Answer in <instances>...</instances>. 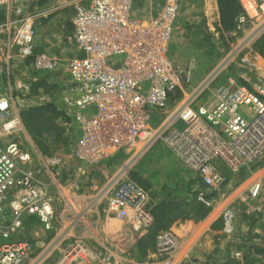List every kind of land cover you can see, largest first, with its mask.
Returning a JSON list of instances; mask_svg holds the SVG:
<instances>
[{
    "label": "built area",
    "instance_id": "obj_1",
    "mask_svg": "<svg viewBox=\"0 0 264 264\" xmlns=\"http://www.w3.org/2000/svg\"><path fill=\"white\" fill-rule=\"evenodd\" d=\"M74 1L69 41L82 55L65 59L67 83L53 95L67 118L69 139L44 154L26 132L20 110L53 96H30L28 78L15 77L7 92L1 83L14 64L23 66L28 58L30 76L61 66L57 56L33 52L34 21L47 12L20 0H0L5 11L0 19V264H129L127 251L108 245L97 230L107 217L127 220L135 229L147 227L153 219L148 190L122 168L86 191L76 177L121 151L138 159L155 144L170 150L211 192L196 193L210 208L229 183L215 159L232 172L244 169L235 198L246 213L264 218V78L253 76L245 85L207 81L185 94L183 70L168 45L179 0ZM238 2L234 34L264 12V0ZM263 29L264 18L249 36ZM241 61L253 65L246 56ZM177 89L182 95L175 97ZM31 218L55 236L39 246L24 237ZM220 218V250L239 260L243 254L232 245L235 208L224 205ZM178 245L173 230H161L153 255L161 264H194L184 256L175 261Z\"/></svg>",
    "mask_w": 264,
    "mask_h": 264
},
{
    "label": "crops",
    "instance_id": "obj_2",
    "mask_svg": "<svg viewBox=\"0 0 264 264\" xmlns=\"http://www.w3.org/2000/svg\"><path fill=\"white\" fill-rule=\"evenodd\" d=\"M22 2L28 3L30 8L37 7L39 3H42L44 0H20ZM47 0H45L46 2ZM183 13L179 16V20L177 19L176 25L178 28V32L180 29L186 30L187 34L193 31V28L198 26L200 23L203 25H207V29L214 30L221 37H225L229 35L231 32H224L222 28H220V18H219V9L216 0H181L180 9ZM5 17V11L3 6L0 5V19ZM264 17V16H263ZM198 22H195L196 19ZM204 19V20H203ZM175 21V20H174ZM179 23V24H178ZM259 23V22H257ZM256 24H253L251 29L254 28ZM72 26V24H71ZM251 29L249 28L245 31L246 35L250 33ZM244 37V36H243ZM70 43V44H69ZM68 43V49L65 51L62 49L61 43H57L55 45V55L59 58V60H63L61 62V66L58 67L54 71L45 72L44 74H32L31 76L27 74V69L31 63V58H28L24 61L23 66H19L14 64L13 73L4 74L1 87L2 90L7 92L9 89H14L15 77H21L22 79H27L29 84L37 79H45L48 83L54 85V88L50 92H44L41 88L37 90L35 94H30V96L37 95L39 93L54 95L55 92L59 91L66 83H67V74L63 70V64L65 59L72 55H82V53L77 50V48L71 43ZM33 52L34 54H51V50L49 51V47L43 44H34ZM53 49V50H54ZM260 60L264 62V58L260 55ZM257 59V62H261ZM21 67V68H20ZM258 71V70H257ZM33 77V78H32ZM253 77V76H252ZM264 78V77H263ZM27 81V82H28ZM30 86V85H29ZM30 91V87H29ZM30 93V92H29ZM56 100H58V95L53 96L51 102L54 106L56 104ZM46 103V102H45ZM23 105V103H21ZM40 105V104H39ZM37 106V105H34ZM32 107V106H31ZM28 107H22V109ZM57 108V107H56ZM21 109V110H22ZM58 109V108H57ZM59 110V109H58ZM64 126V122H62ZM65 128V127H64ZM65 134L68 135L66 129ZM160 145L161 144H155ZM151 149V148H150ZM148 152V151H147ZM146 152V153H147ZM111 158H107L101 161L99 164L95 166H90L87 169V174L85 176H77V181L82 182V186L84 190H88L89 185H96L101 182L103 179L100 177L98 169L109 164V160ZM189 170V169H188ZM192 172V171H191ZM135 173V172H134ZM140 174H136L143 182L147 183V190L149 192V207L151 209L152 205L158 202L162 197H164V193H167L168 188H175L176 193H170V195L166 196L173 197V195L181 196L182 194L177 191H183L185 189L190 190L191 192H195L204 186L200 183L197 176L193 173L190 174L193 180H183L180 175H178L175 179L173 177L172 181L170 179L166 181H162L159 186L154 183V186H151L149 182L145 180V176L142 175V172H138ZM111 174V173H110ZM189 175V174H188ZM98 176L100 177L97 181L89 182L88 178ZM131 176V175H130ZM85 177L84 181L83 178ZM107 177V176H106ZM182 180V181H181ZM174 181V182H173ZM181 181L179 183H176ZM176 183V184H175ZM175 184V185H174ZM154 187V190H152ZM206 191L207 189L204 188ZM211 194L208 193V195ZM190 198V195H187ZM236 196V194H235ZM235 196L231 198L229 204L233 208L237 206V216H236V224H237V233L234 237L233 248L240 249L242 252V258L239 260L229 259L226 255V252H222L219 247V238H220V227H221V218L220 212L221 210H217V206L210 208L206 216L197 221L192 222L188 220L176 221L169 228L173 230L179 237V245L176 250V260L179 259L180 256L189 257V259L194 264H223L224 262L231 260V262H235V264H264V218L260 217L257 219L253 214H248L245 212V205L239 203ZM235 200L239 205L235 204ZM225 204V205H226ZM235 205V206H234ZM222 209V208H221ZM140 228L135 229L131 226L127 220H119L113 217L104 218L98 227V235L107 242L108 245L119 246L127 251L129 254L130 260L129 264H161L160 257L155 253L153 255V250L155 246L152 248H148L144 253L138 252L135 247V242L132 244L131 236H134L139 232ZM80 228L77 227L75 229V233H80ZM27 237L31 241H35L37 246L39 244H43L44 240H51L55 236V231H46L42 228V226L33 218L29 219L25 224V230ZM155 252V251H154ZM56 254L53 255L55 257ZM51 258L49 261H52ZM179 262V261H178ZM181 264V263H179Z\"/></svg>",
    "mask_w": 264,
    "mask_h": 264
},
{
    "label": "rangeland",
    "instance_id": "obj_3",
    "mask_svg": "<svg viewBox=\"0 0 264 264\" xmlns=\"http://www.w3.org/2000/svg\"><path fill=\"white\" fill-rule=\"evenodd\" d=\"M74 2V0H47L46 2L44 0L37 7L33 8L36 12H47L46 16H38L35 19L33 38L34 44L50 46L49 51L51 50L52 53H47V55H55L54 48L58 42L61 43L62 49L65 51L68 49L69 38L73 33L71 20L74 14ZM180 5L181 0H179L168 45L171 59L183 70L182 89L185 94L190 93L207 81L210 86L229 84L245 85L248 84L252 76L264 77V62H259V65L254 68L253 65L249 66L247 63L241 61L243 56H246L247 59L250 56L252 58L251 61H257L256 55L259 56V54L253 48V44L264 33V29L255 36H247L248 33L244 35V31L235 34L230 33L225 37H221L214 30L207 29L206 24L203 25L200 23L189 34L185 33L187 31L183 29H180V32H178L177 26L175 27L176 21L183 14L179 10ZM263 16L264 12H262V15L257 16L250 25L249 30L253 24H257V22L263 20ZM198 20L200 19H196L195 22H198ZM230 53L232 57H230ZM261 57L264 58V56ZM213 69L215 70L214 74L209 76V73ZM215 165L229 181L221 190L220 196L216 197L215 201L217 202L214 204L219 211L237 194L242 177H240L239 171H230L220 159H215ZM120 168L127 171L129 173L128 175L134 172L137 174H140L138 172H142L145 180L151 186H154V183L159 186L162 181L164 182L167 179L172 181L178 175H180V178L184 176L185 178L182 177V179L184 178L183 180H187V182L193 180L190 175L193 173L163 145L152 146L147 153L138 159H129V155L121 151L111 157L109 164L98 169V175L104 179L110 173ZM100 177H89L88 181L94 182ZM172 177L173 179H171ZM152 190H154V187ZM206 192L207 194L210 193L209 190H206ZM235 204L239 205L236 200ZM235 211L237 216V206ZM23 236L28 238L26 232H23ZM47 242L48 239L44 240V243Z\"/></svg>",
    "mask_w": 264,
    "mask_h": 264
},
{
    "label": "trees",
    "instance_id": "obj_4",
    "mask_svg": "<svg viewBox=\"0 0 264 264\" xmlns=\"http://www.w3.org/2000/svg\"><path fill=\"white\" fill-rule=\"evenodd\" d=\"M216 1L219 9L220 28L224 32L233 31L236 25L235 16L241 12L238 0ZM253 48L259 55L264 56V33L256 39ZM29 87L30 94H35L39 88L44 92H50L54 85L45 79H37L32 81ZM180 94L181 91L177 89L174 96L178 97ZM20 118L26 132L34 139L36 147L41 153L49 154L55 147L64 145L69 139L62 124L67 118L50 102L20 110ZM130 175L143 188H148L147 183L143 182L135 173ZM239 175L243 178L245 170H239ZM167 190L164 197L153 204L150 209L153 216L151 223L147 227L140 228L136 235L131 236L132 244L135 242V247L140 253L152 248L159 231L168 229L178 220L197 222L203 219L210 210V207L196 199L195 192L188 189L179 191L177 188V191L182 195L180 197L173 195V197L167 198L166 196L170 193L175 194L176 189L168 188ZM188 194L190 198H188ZM223 264H235V262L228 260Z\"/></svg>",
    "mask_w": 264,
    "mask_h": 264
},
{
    "label": "bare ground",
    "instance_id": "obj_5",
    "mask_svg": "<svg viewBox=\"0 0 264 264\" xmlns=\"http://www.w3.org/2000/svg\"><path fill=\"white\" fill-rule=\"evenodd\" d=\"M256 58L260 60V57L257 56V55H256ZM248 59L251 61L252 58L249 56ZM260 61H261V60H260ZM252 62H253V67H254V68H256V67L259 65V62H257V61L254 62V61L252 60Z\"/></svg>",
    "mask_w": 264,
    "mask_h": 264
}]
</instances>
